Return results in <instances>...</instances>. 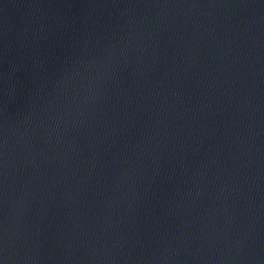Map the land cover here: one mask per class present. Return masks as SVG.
<instances>
[{
	"label": "water",
	"instance_id": "obj_1",
	"mask_svg": "<svg viewBox=\"0 0 264 264\" xmlns=\"http://www.w3.org/2000/svg\"><path fill=\"white\" fill-rule=\"evenodd\" d=\"M0 264H264V0H0Z\"/></svg>",
	"mask_w": 264,
	"mask_h": 264
}]
</instances>
